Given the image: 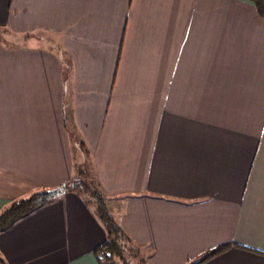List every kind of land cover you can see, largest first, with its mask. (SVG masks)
<instances>
[{
  "label": "crops",
  "instance_id": "0c3cea01",
  "mask_svg": "<svg viewBox=\"0 0 264 264\" xmlns=\"http://www.w3.org/2000/svg\"><path fill=\"white\" fill-rule=\"evenodd\" d=\"M0 29V209L84 170L147 264L222 244L200 264H264V18L252 2L0 0ZM105 240L66 191L0 232V264H100Z\"/></svg>",
  "mask_w": 264,
  "mask_h": 264
},
{
  "label": "trees",
  "instance_id": "16d2710c",
  "mask_svg": "<svg viewBox=\"0 0 264 264\" xmlns=\"http://www.w3.org/2000/svg\"><path fill=\"white\" fill-rule=\"evenodd\" d=\"M249 1L264 18V0ZM3 36L4 31L0 29V39H3ZM87 175V171H79L68 182L52 188H40L10 201L0 209V232L6 231L21 218L55 201L66 191H73L92 208L106 232V240L97 249L100 264H147V257L141 247L126 234L116 219L112 211V200L106 197L93 181L88 180ZM228 246L222 244L212 248L187 264H200Z\"/></svg>",
  "mask_w": 264,
  "mask_h": 264
},
{
  "label": "rangeland",
  "instance_id": "374dc122",
  "mask_svg": "<svg viewBox=\"0 0 264 264\" xmlns=\"http://www.w3.org/2000/svg\"><path fill=\"white\" fill-rule=\"evenodd\" d=\"M4 41V40H3ZM16 41H18V40H14V42H16ZM80 151H79V146L77 145L76 147L74 146L73 147V157H74V159H75V161H76V163H77V169L79 170V168H80V166L79 165H81L79 162H78V160H79V158H80ZM77 169H76V172H78L77 171ZM148 262V261H147Z\"/></svg>",
  "mask_w": 264,
  "mask_h": 264
}]
</instances>
